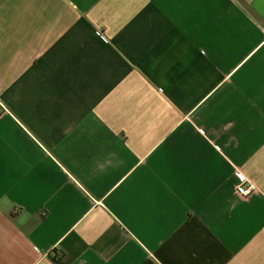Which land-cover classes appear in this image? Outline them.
<instances>
[{
    "label": "crops",
    "instance_id": "0c3cea01",
    "mask_svg": "<svg viewBox=\"0 0 264 264\" xmlns=\"http://www.w3.org/2000/svg\"><path fill=\"white\" fill-rule=\"evenodd\" d=\"M0 264H264V0H0Z\"/></svg>",
    "mask_w": 264,
    "mask_h": 264
},
{
    "label": "built area",
    "instance_id": "2783aa9c",
    "mask_svg": "<svg viewBox=\"0 0 264 264\" xmlns=\"http://www.w3.org/2000/svg\"><path fill=\"white\" fill-rule=\"evenodd\" d=\"M236 191L240 196L249 197L252 192V187L246 188V185L242 183L241 185H239V187H237Z\"/></svg>",
    "mask_w": 264,
    "mask_h": 264
}]
</instances>
